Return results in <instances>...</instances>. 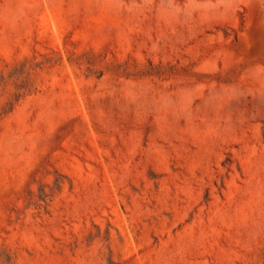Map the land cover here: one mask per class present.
<instances>
[{"label":"rangeland","instance_id":"374dc122","mask_svg":"<svg viewBox=\"0 0 264 264\" xmlns=\"http://www.w3.org/2000/svg\"><path fill=\"white\" fill-rule=\"evenodd\" d=\"M0 264H264V0H0Z\"/></svg>","mask_w":264,"mask_h":264}]
</instances>
